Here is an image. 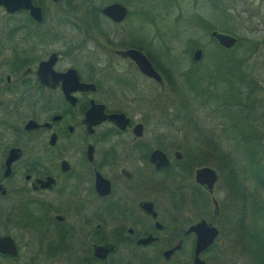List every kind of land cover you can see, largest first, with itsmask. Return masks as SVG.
<instances>
[{
    "label": "flooded vegetation",
    "instance_id": "flooded-vegetation-1",
    "mask_svg": "<svg viewBox=\"0 0 264 264\" xmlns=\"http://www.w3.org/2000/svg\"><path fill=\"white\" fill-rule=\"evenodd\" d=\"M29 1L39 9L37 17L25 8L7 11L0 5V235H10L17 252L15 257L0 254V260L16 264L22 257L26 264H194L196 235L191 226L203 220L217 234L198 257L214 264L205 258L206 253L215 249L222 226L240 227L248 204L229 194L226 180L222 198L214 195L220 175L210 164L212 153H228L221 143L206 149L205 156H196L192 161L198 164L192 165L190 154L186 164L180 165L183 154L178 149L163 145L156 135L152 141L147 137V86L153 90L149 97L157 99L149 101L157 102L164 84L162 74L140 45L146 36L143 32L133 37L129 26L127 40L115 41L117 33L103 28L108 24L116 29L124 23L131 2L113 0L100 6L88 2L94 21L81 23L83 38L74 42L61 28L62 20L68 19L60 11L66 0ZM240 1L253 4L256 0ZM113 2L126 9L120 21L101 12ZM50 6L58 9L59 20L51 18ZM79 6L75 3L73 7L78 11ZM80 18L89 20L83 13ZM258 20L255 30L259 35L253 48L256 57H264V25ZM219 32L236 39L224 48L209 35L223 52L230 53L239 45L235 35ZM95 36L106 43L100 44L104 52L134 70H102L90 63L88 70H81L74 50ZM130 48L145 55L161 82L117 53ZM68 69H73L78 82L73 81V73L66 74ZM237 70L246 73L245 68ZM211 71L204 91L209 100H215V112L220 108L222 120L223 108L233 104L247 109L243 119L252 115L251 119L260 117L264 123V83L258 77L252 76L250 87L238 89L235 97L232 91L227 99L214 88L216 81L225 83L224 71ZM102 115L115 117L109 120ZM253 122L251 127L247 123L250 128L232 122L228 127L236 134L225 137H234L238 145L246 131L257 141L261 131ZM154 150L161 152L166 166L150 160ZM202 166L217 174L212 194L195 182L194 170Z\"/></svg>",
    "mask_w": 264,
    "mask_h": 264
},
{
    "label": "rangeland",
    "instance_id": "rangeland-1",
    "mask_svg": "<svg viewBox=\"0 0 264 264\" xmlns=\"http://www.w3.org/2000/svg\"><path fill=\"white\" fill-rule=\"evenodd\" d=\"M110 1L113 0L64 1L61 4L60 11L62 14L66 12L68 19L66 21L62 20L64 25L61 28L67 38L74 42L83 38L84 33L82 32L81 23L85 24L88 21L90 23L94 21V15L90 11V4L100 6ZM114 1L121 3L130 1L131 4L127 5L130 11L129 16L116 29L108 24H103V28L117 33L118 36L115 37V41L127 40L129 37L127 32L129 26L133 37L139 32H143L144 36H146L144 41L140 42V45L163 77L164 84L159 89L157 102L149 101V99L155 100L156 98L149 97L151 89L147 86L149 93L148 97H146L145 115L148 125H150L146 134L147 137L152 141V135H156L162 139L163 145L178 149L183 154L180 165L186 164L190 154L192 165L198 164L196 163L197 161H192L196 156H205L206 149L209 150L211 145L219 146L221 143L228 153H223L224 155L212 153L213 157H211L210 164L217 169L220 175L214 195L219 200L224 194L221 189L225 180V166H227L228 160H230V163L234 161L236 172L242 181V189L253 194L254 192L252 191L258 189V184L249 177L245 154H242V151L236 145L234 137L230 139L225 136L236 134L235 129L228 127L232 122L235 123L236 127L242 123L245 128H250L254 117L251 119V115L245 120L243 118L245 117L244 114H247V109L243 105L226 104L222 110L223 121L218 114V112L221 113L220 108H218V112H215V100H209L206 97L207 92L198 90L202 86L200 87L198 84L195 86L192 83L190 92L185 82V72L191 68L192 72L198 73V75L201 74L203 81L199 84L204 87L209 70L213 71L214 65L219 61V58H217L218 60L215 63L218 47L209 37V32L216 29L223 32L227 31L239 38V45L230 53L221 51L220 54H229L236 61L239 60V65H237L239 68L246 69L243 71L246 72V79L250 80V82L240 83L238 86L239 74L237 68L232 70L231 73L224 70V72L222 71L224 73L223 76L229 78L233 89L231 88V91H229L226 84L219 80L215 82V90L218 93H222L223 97L230 99L232 91L235 97V91L251 86L252 76L255 79L258 77L259 81L264 83V70H254L256 66L264 67V57H256L257 55L254 53L253 48L254 38L259 35L255 30L257 28L255 26L256 20L259 19L258 21L262 20L264 22V0H256L253 4L241 3L240 0ZM75 3L82 5L81 7L79 6L78 11L73 7ZM50 9L51 18L59 20L58 9L54 6H50ZM82 13L89 20L81 21L80 16ZM262 21L261 26L264 25ZM59 31L60 28H58L57 32ZM100 44L106 45L102 38L95 36L84 41L83 44H80V47L74 50L76 62L81 70H88L86 64L89 63L101 66L99 68H102V70H134L132 67L129 69L130 66L126 61L119 60L112 54L104 52ZM196 48L202 49V56L198 61L193 62L191 55ZM194 76V74L191 75V78ZM177 87L180 89H177L176 92L172 90V88ZM182 93L185 94V97L179 100ZM180 103L184 106L183 110H181ZM254 122L261 131L259 139L255 143L258 145L259 154L257 153V157L264 167V134L262 133L264 123L260 117L255 118ZM247 123L250 127L247 126ZM225 126L227 128L224 136H222L221 133ZM223 159H225V162H222ZM254 198H257L258 203L262 202L264 204V195H261V197L255 196ZM244 200L249 201V197ZM248 210L249 207L247 206L244 211L243 223H240L239 229L236 228V230L230 227L229 223L222 226L215 249L206 253V259H210L214 264H255L256 261L252 260V263L249 255L256 257L259 254L260 258L264 260L261 254V249H264V210L256 221L254 220L255 217L252 221V218L247 215ZM234 221L231 220V222ZM236 224L239 225L238 222ZM226 226H228L227 229ZM11 227V225H8L9 230H11ZM248 236L250 242L247 239ZM244 244H247V247L249 246L252 250L248 256L245 253L246 247H243ZM24 261V257H22L17 264H23ZM24 263L26 264V262ZM0 264L16 263L0 260Z\"/></svg>",
    "mask_w": 264,
    "mask_h": 264
},
{
    "label": "water",
    "instance_id": "water-1",
    "mask_svg": "<svg viewBox=\"0 0 264 264\" xmlns=\"http://www.w3.org/2000/svg\"><path fill=\"white\" fill-rule=\"evenodd\" d=\"M59 1V0H52ZM0 5H3L7 11H12L17 8H25L30 11V14L37 17L39 9L33 7L29 0H0ZM101 12L113 21H120L124 18L126 14L125 7L118 2L109 3L102 7ZM209 35L214 38L218 45L224 48H230L235 43V37L219 32L217 30H211ZM117 53L122 57H129L139 71L143 74L155 78L158 82H161V78L155 71L150 61L141 52L135 49H125L117 51ZM200 49L194 50L192 53V59L198 60L200 58ZM73 73V74H72ZM66 74H72L73 81L78 82L73 69H68ZM79 87H83V84L78 83ZM107 118L109 120L114 119V115H102L100 118ZM99 118V119H100ZM31 123V122H29ZM162 154L160 151L154 150L151 153L150 160L153 162H159L161 165L166 166L165 159H160ZM195 182L201 185L208 193L212 194L213 184L217 179V174L214 169L206 166L199 167L194 170ZM191 231L196 235L195 248H194V264H207L198 257L200 251H202L207 245H209L217 231L212 225L206 224L203 220L197 222L195 225L191 226ZM16 247L13 243V239L10 235H0V254H9L12 257L16 256Z\"/></svg>",
    "mask_w": 264,
    "mask_h": 264
},
{
    "label": "trees",
    "instance_id": "trees-1",
    "mask_svg": "<svg viewBox=\"0 0 264 264\" xmlns=\"http://www.w3.org/2000/svg\"><path fill=\"white\" fill-rule=\"evenodd\" d=\"M222 51L221 48H218V52L216 55V61L217 62V58H219V61L217 62L216 65H214V70H225L226 72L231 73L233 69L238 68L239 65V60L236 61L233 57H231L229 54H220ZM149 57V56H148ZM150 59V58H149ZM238 64V65H237ZM236 66V67H235ZM237 72H241V70H237ZM201 73V72H200ZM195 75L193 78H191V75ZM201 81H203V78L201 77V74L198 75V73H194L191 71V68L189 70H187L185 72V82L189 87V90L191 92V86L192 83L197 86H202L200 89L201 91H204V87L203 85L199 84ZM224 81L227 85V89L230 91L231 88L233 89V85L232 83L229 82V78H225L224 77ZM238 84L240 83H246V82H250V80L246 79V75L242 72L239 77H238ZM206 83V81H205ZM177 89L179 90L180 88H172L173 91H177ZM181 91V90H180ZM180 99H183L185 97V94L182 93L180 94ZM191 97V95H189ZM184 104V102H182ZM180 107L181 110H183L184 106L180 103ZM256 138L252 135V133L250 132H244L242 135L239 136L238 138V148L242 151V154H245V160L246 163H248V170L247 172L249 173V177L253 180H255L256 184H258V189L255 191L253 190L252 193H249L247 191H244L243 189L241 190L240 187L242 185V181L241 178L237 175L236 169H235V165L233 164L234 161H232L230 163V160H228V164L227 166H225V180L227 181V184L229 186V194L234 195V196H238V197H242L244 199H247V197H249V201H246V203H248V207L249 210L247 211V215H249L252 218V221L255 217V221L258 217L261 216L263 210H264V204L258 203L257 202V198L255 199V196H259L261 197V195H264V174H263V165L260 163L259 158L257 157V153H258V145H256ZM259 154V153H258ZM222 162H225V159H223ZM230 163V164H229ZM252 195H254L252 197ZM245 214V213H244ZM253 216V217H252ZM238 221L239 224V219H236ZM237 229H239L237 227ZM247 239L250 242V238L249 236L247 237ZM248 244V243H247ZM247 244L243 247H246L245 249V253L248 256L252 250L250 249V247H247ZM263 247V246H262ZM250 249V250H249ZM261 254L264 257V249H261ZM249 259L252 261H256L255 264H264V260L262 258H260L259 254L256 257H252L249 255ZM252 261V263H253ZM254 264V263H253Z\"/></svg>",
    "mask_w": 264,
    "mask_h": 264
}]
</instances>
